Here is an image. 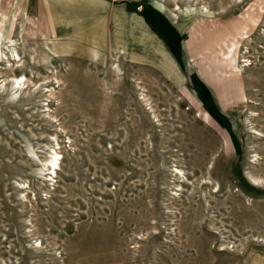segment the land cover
Masks as SVG:
<instances>
[{"label":"rangeland","instance_id":"1","mask_svg":"<svg viewBox=\"0 0 264 264\" xmlns=\"http://www.w3.org/2000/svg\"><path fill=\"white\" fill-rule=\"evenodd\" d=\"M161 1L0 0V264H264V0Z\"/></svg>","mask_w":264,"mask_h":264},{"label":"bare ground","instance_id":"2","mask_svg":"<svg viewBox=\"0 0 264 264\" xmlns=\"http://www.w3.org/2000/svg\"><path fill=\"white\" fill-rule=\"evenodd\" d=\"M155 1V0H154ZM163 1V0H162ZM161 1V2H162ZM191 1V0H190ZM165 2V1H164ZM176 4V3H175ZM203 7V6H202ZM176 8L177 9H179V7H178V5L176 6ZM205 8V7H204ZM167 9V8H166ZM171 14V13H170ZM8 15V14H7ZM177 19V18H176ZM8 20V19H7ZM175 21V20H174ZM6 25V24H5ZM6 29V28H5ZM3 32V31H2ZM4 33V32H3ZM6 42V41H5ZM1 43V42H0ZM5 48H6V44H5ZM49 54V53H48ZM1 55V54H0ZM161 55L163 56H165V53H161ZM5 57H7L6 58V69H8V70H11V69H13V67H14V65H19V60H20V57H19V55H18V53L17 52H14V50H11V55H9V56H5ZM239 65V64H238ZM239 67H240V65H239ZM241 71V70H240ZM20 75H22V74H20ZM243 78V77H242ZM24 83H25V79H24V77H22V76H20V77H18V76H14L13 77V81L10 83V88L11 89H14L15 91H17V90H20V88H22V86L24 85ZM248 98V97H247ZM59 154H58V152L56 151V150H54L53 152H52V155H51V158L49 159V162H50V166H51V170H52V172L53 173H55L56 172V167H59L58 166V163H59ZM253 178V180H254V182H255V180H256V178L255 177H252ZM255 184H257V183H255Z\"/></svg>","mask_w":264,"mask_h":264},{"label":"crops","instance_id":"3","mask_svg":"<svg viewBox=\"0 0 264 264\" xmlns=\"http://www.w3.org/2000/svg\"><path fill=\"white\" fill-rule=\"evenodd\" d=\"M163 48H164V47H163ZM164 49H165V48H164ZM166 50H167V49H166ZM166 50H165V51H166ZM167 51H168V50H167Z\"/></svg>","mask_w":264,"mask_h":264}]
</instances>
